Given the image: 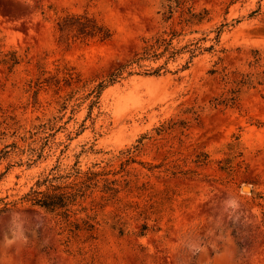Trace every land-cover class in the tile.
Wrapping results in <instances>:
<instances>
[{
    "label": "rangeland",
    "instance_id": "1",
    "mask_svg": "<svg viewBox=\"0 0 264 264\" xmlns=\"http://www.w3.org/2000/svg\"><path fill=\"white\" fill-rule=\"evenodd\" d=\"M178 4L0 0V264H264V0H186L209 15L175 44L213 47L100 88L182 28ZM67 13L112 37L62 32ZM76 168L99 173L73 205L80 229L25 199Z\"/></svg>",
    "mask_w": 264,
    "mask_h": 264
},
{
    "label": "trees",
    "instance_id": "2",
    "mask_svg": "<svg viewBox=\"0 0 264 264\" xmlns=\"http://www.w3.org/2000/svg\"><path fill=\"white\" fill-rule=\"evenodd\" d=\"M178 2L180 3L178 4L180 9L179 23L182 24V28L178 29L175 25H172L169 31L165 30L162 33H156L145 38L144 44L134 56L112 70L108 79L100 83V88H104L107 84L115 83L125 72L133 74L136 67L143 68L142 73L149 75H159L163 71H170L168 67L170 60H176L179 54L189 51L190 57L187 61V66L184 65L186 68L188 67V63L192 61L201 49L213 47L212 45L207 47L202 46L200 44L201 39L187 43L181 47L175 44L176 39H179L184 34V29L193 24L202 23L209 15L207 8L198 11L193 6H187L186 0H178ZM174 11L175 9L172 6L166 16L167 19L174 17ZM59 28L62 32L77 30L83 36L98 37L100 40H108L113 35L110 26L88 13H67L59 21ZM221 31L222 27H219V34ZM162 57H166L164 63L155 67H146L145 61H157ZM236 97L233 96L232 99H236ZM98 174L95 171L83 172L80 168H76L68 175L69 177L73 176V180L66 184L58 181L57 176H47L43 180L38 181V185H45L47 187L46 190L33 189L25 196V199L44 206L49 211L55 213L60 222L66 223L69 226L77 225V229H80L77 218H74L76 210L73 209V205L76 203L77 196L84 190V187H91L92 184L98 185L99 180L95 178V175ZM91 227L93 226L91 225ZM144 228H147L146 224ZM141 234H144V232H141Z\"/></svg>",
    "mask_w": 264,
    "mask_h": 264
},
{
    "label": "bare ground",
    "instance_id": "3",
    "mask_svg": "<svg viewBox=\"0 0 264 264\" xmlns=\"http://www.w3.org/2000/svg\"><path fill=\"white\" fill-rule=\"evenodd\" d=\"M245 190H250V185H247V187L245 188Z\"/></svg>",
    "mask_w": 264,
    "mask_h": 264
},
{
    "label": "water",
    "instance_id": "4",
    "mask_svg": "<svg viewBox=\"0 0 264 264\" xmlns=\"http://www.w3.org/2000/svg\"><path fill=\"white\" fill-rule=\"evenodd\" d=\"M247 187V185H244V189Z\"/></svg>",
    "mask_w": 264,
    "mask_h": 264
}]
</instances>
